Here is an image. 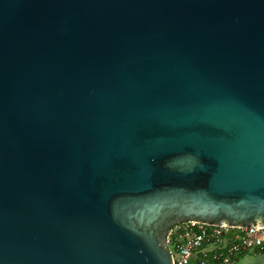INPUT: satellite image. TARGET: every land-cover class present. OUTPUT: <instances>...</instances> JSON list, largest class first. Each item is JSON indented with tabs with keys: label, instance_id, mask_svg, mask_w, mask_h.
<instances>
[{
	"label": "water",
	"instance_id": "obj_1",
	"mask_svg": "<svg viewBox=\"0 0 264 264\" xmlns=\"http://www.w3.org/2000/svg\"><path fill=\"white\" fill-rule=\"evenodd\" d=\"M189 221L264 228V0H0V264H171Z\"/></svg>",
	"mask_w": 264,
	"mask_h": 264
},
{
	"label": "built area",
	"instance_id": "obj_2",
	"mask_svg": "<svg viewBox=\"0 0 264 264\" xmlns=\"http://www.w3.org/2000/svg\"><path fill=\"white\" fill-rule=\"evenodd\" d=\"M166 246L171 264H237L241 256L264 251V228L189 221L169 229Z\"/></svg>",
	"mask_w": 264,
	"mask_h": 264
},
{
	"label": "rangeland",
	"instance_id": "obj_3",
	"mask_svg": "<svg viewBox=\"0 0 264 264\" xmlns=\"http://www.w3.org/2000/svg\"><path fill=\"white\" fill-rule=\"evenodd\" d=\"M237 264H264V253L260 255L246 254L238 259Z\"/></svg>",
	"mask_w": 264,
	"mask_h": 264
},
{
	"label": "crops",
	"instance_id": "obj_4",
	"mask_svg": "<svg viewBox=\"0 0 264 264\" xmlns=\"http://www.w3.org/2000/svg\"><path fill=\"white\" fill-rule=\"evenodd\" d=\"M263 253H264V251L263 252H257V253H254V255H260V254H263Z\"/></svg>",
	"mask_w": 264,
	"mask_h": 264
}]
</instances>
